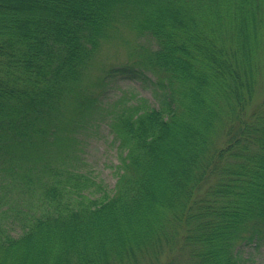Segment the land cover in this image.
Returning a JSON list of instances; mask_svg holds the SVG:
<instances>
[{
	"label": "trees",
	"instance_id": "16d2710c",
	"mask_svg": "<svg viewBox=\"0 0 264 264\" xmlns=\"http://www.w3.org/2000/svg\"><path fill=\"white\" fill-rule=\"evenodd\" d=\"M123 28L155 48L107 75L153 101L85 87ZM261 88L264 0H0V264H256L241 251L264 239ZM97 117L112 189L82 168Z\"/></svg>",
	"mask_w": 264,
	"mask_h": 264
},
{
	"label": "rangeland",
	"instance_id": "374dc122",
	"mask_svg": "<svg viewBox=\"0 0 264 264\" xmlns=\"http://www.w3.org/2000/svg\"><path fill=\"white\" fill-rule=\"evenodd\" d=\"M142 48H155V43L151 38L138 37L124 28L105 40L96 57V63L87 72L85 87L105 102L123 93L137 94L153 101L154 96L149 84L143 85L141 80L131 82L115 74L107 75L114 68L138 61ZM101 79L104 86L98 87L96 84ZM262 95L263 88L260 89L256 101H259ZM99 118L91 120L88 128L79 134L82 143L81 155L84 159L82 168L91 172L97 181L106 186L105 188L112 189L118 177L116 170L120 163L119 150L117 143L113 142V135L109 132L106 122ZM241 255L243 259L251 258L256 264H264V239L243 247Z\"/></svg>",
	"mask_w": 264,
	"mask_h": 264
}]
</instances>
